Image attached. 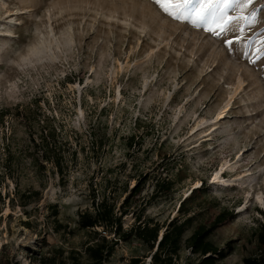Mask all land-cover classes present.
Instances as JSON below:
<instances>
[{"label": "rangeland", "instance_id": "374dc122", "mask_svg": "<svg viewBox=\"0 0 264 264\" xmlns=\"http://www.w3.org/2000/svg\"><path fill=\"white\" fill-rule=\"evenodd\" d=\"M249 11L255 25L229 46L234 32L213 35L151 0H0V107L8 110L0 126V251L8 260L91 264L84 247L92 232L78 227L77 212L90 207L93 191L119 205L138 180L123 228L133 212L165 223L194 189L189 213L200 201L199 221L232 214L210 236L228 249L221 264L258 255L264 0ZM168 178L172 189L151 197ZM147 255L138 240H120L102 264H150ZM195 260L183 244L178 264Z\"/></svg>", "mask_w": 264, "mask_h": 264}, {"label": "trees", "instance_id": "16d2710c", "mask_svg": "<svg viewBox=\"0 0 264 264\" xmlns=\"http://www.w3.org/2000/svg\"><path fill=\"white\" fill-rule=\"evenodd\" d=\"M7 113L8 110L5 107H0V126L3 125ZM41 141L42 144H45L43 146L44 158L50 160L51 158L47 156V141L45 139ZM130 145L131 142L128 143V146ZM53 162L57 166V170L61 172L57 159H54ZM142 183L140 180L136 181L119 205L105 192H102L100 197H96L93 191L90 207L77 212L78 227L92 232V238L84 247V253L90 263L102 264L105 258L112 253L118 241L126 242L133 238L148 249L147 256L150 259V264H178L179 252L183 244L190 255L196 258L195 262H185L184 264H221L228 254V249L215 245L210 236L221 224L232 219V214L221 211L209 223L199 221L198 217L203 215L205 210L200 201L192 203L199 209L189 213L188 203L191 202L194 189H191L185 197L179 200L176 208L177 215L165 223L141 221V215L133 212V222L123 228L122 217L128 214L130 199L141 190ZM173 184V180L169 178L156 181L151 197L169 192ZM127 191L124 188L122 192ZM56 212L54 213L56 214ZM110 234L114 238H107ZM255 237L259 253L254 257H244L243 264H264V219L258 223ZM1 252L0 264H17L8 260ZM125 264H145V261L141 257H131Z\"/></svg>", "mask_w": 264, "mask_h": 264}, {"label": "snow or ice", "instance_id": "6c2138e0", "mask_svg": "<svg viewBox=\"0 0 264 264\" xmlns=\"http://www.w3.org/2000/svg\"><path fill=\"white\" fill-rule=\"evenodd\" d=\"M162 13L178 21H188L193 27L203 28L213 35L234 32L229 46L245 40V28L256 23L255 11H249L254 0H151ZM264 42V37L261 38ZM250 46V45H246ZM260 51L259 48L256 49Z\"/></svg>", "mask_w": 264, "mask_h": 264}, {"label": "bare ground", "instance_id": "6f19581e", "mask_svg": "<svg viewBox=\"0 0 264 264\" xmlns=\"http://www.w3.org/2000/svg\"><path fill=\"white\" fill-rule=\"evenodd\" d=\"M222 113H223V110L219 111L218 114L214 117V119L212 120L213 123H217L219 122L220 118H222Z\"/></svg>", "mask_w": 264, "mask_h": 264}, {"label": "water", "instance_id": "95a60500", "mask_svg": "<svg viewBox=\"0 0 264 264\" xmlns=\"http://www.w3.org/2000/svg\"><path fill=\"white\" fill-rule=\"evenodd\" d=\"M160 236H161V234H160ZM160 236L158 237V239L160 238Z\"/></svg>", "mask_w": 264, "mask_h": 264}]
</instances>
